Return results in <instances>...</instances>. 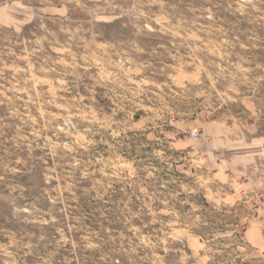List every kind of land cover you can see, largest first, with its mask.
I'll return each mask as SVG.
<instances>
[{
	"label": "rangeland",
	"instance_id": "374dc122",
	"mask_svg": "<svg viewBox=\"0 0 264 264\" xmlns=\"http://www.w3.org/2000/svg\"><path fill=\"white\" fill-rule=\"evenodd\" d=\"M0 264H264V0H0Z\"/></svg>",
	"mask_w": 264,
	"mask_h": 264
}]
</instances>
